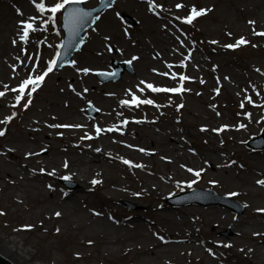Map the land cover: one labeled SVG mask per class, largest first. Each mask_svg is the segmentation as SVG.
<instances>
[{"label":"rangeland","instance_id":"1","mask_svg":"<svg viewBox=\"0 0 264 264\" xmlns=\"http://www.w3.org/2000/svg\"><path fill=\"white\" fill-rule=\"evenodd\" d=\"M91 1L93 2L90 4H84L86 8H92L99 3V0ZM36 2L39 3L40 0H36ZM57 2H60V0H44L46 7H51ZM152 3L155 8L163 9L165 13H172L178 18L181 17L182 20L190 14L193 6L197 10H205L209 16L197 17L191 24L182 22L177 25L173 22H167L166 19L155 18L152 13H156V10L154 7L151 11L149 10L148 0L116 1L113 6L103 12L97 23L87 32L85 45L80 52L74 55L75 57L72 59L70 66L58 71H51L46 75L41 83V91L34 100V110H31L26 118L23 117L31 120V122L28 121L30 128L37 124L33 121H36L35 118L38 115L43 116L44 122L50 123V116L57 111L54 107L51 108L46 104V102H50L49 99L53 101V98L57 95L54 99L58 100V104L68 100L65 97V94L68 93V84L64 81L60 82V77L64 72L68 74V70L74 64H77L80 68L89 69L90 73H87L88 76L84 80H91L90 84L94 87H108L113 92L121 90L118 87L121 83L119 80L115 83L102 84L94 76L95 71H112L114 67L112 64L116 61L122 66L127 63L131 65L132 72H124L123 75L129 76L128 79L133 81L136 66L122 54L136 49L135 43H137V46L139 45V38L147 46L154 45L152 35L148 32L142 34V29L152 25L153 22L156 24L154 30L159 31L157 36L168 38V45L173 51V59L182 62L186 66L185 70L187 76L190 77V82L183 81L180 83L179 70L173 68L170 72L176 77L175 81L171 79V82L162 88L183 86L185 90L182 95L172 92H161V95H155L156 93L149 90L150 93L143 92V95H139L137 98L140 100L151 99L154 102L151 107H142L140 110L121 108L114 110L115 114L111 116L116 117L118 115L121 123L127 118H131L134 123L140 121L141 118L149 121L153 120L158 125H165L169 130L172 129L169 124H175L176 126L180 124L192 132V138H189L186 144L195 153L200 154L203 153L208 138L194 132L191 124L196 123L205 128L204 124L209 122L205 114L211 115L215 120L223 121L222 127L214 129L216 133L215 130L228 127L238 129V124H243L245 120L255 118L254 114L256 112L260 113L258 122L261 120L264 113V78L261 80L252 77L249 75L248 69L243 70L234 67L232 63L239 61L241 65L246 66L247 63L257 58H262L264 61V36L254 34V31L264 33V0H152ZM23 4L28 5L27 9L23 8ZM177 4H182L184 7L178 10ZM0 11L9 16L8 26L9 29L11 28L10 31H3L0 24V49H2L3 44L8 48L7 52L0 56V92L4 93L3 96H5L3 98L0 96V121H4L6 117H13L8 123H5L8 125L7 133L11 135V133L16 132L13 124L14 114L12 111L9 113V111L2 109V104L6 102L16 105L17 96H21L19 87L22 82L29 77L35 79L37 75H42L48 69L54 54L60 47L63 35H61L59 24L60 12L56 14L54 20H48L47 17L50 13L45 12L41 15L37 12L32 0H0ZM18 12L23 13V15H19ZM125 14L136 21V26L133 27L122 20L121 16ZM29 17L35 18L34 28L36 30L31 31L28 41L24 42L20 39L23 34L20 25L22 22H27ZM249 21H254V24H250ZM95 32L100 33L102 38L99 40L94 39ZM241 37L245 38L246 44L236 48L225 47V45L236 44V41ZM213 41L215 43H212ZM218 47L226 49V52L221 55L214 54L213 56L212 50ZM150 49L154 48L151 47ZM96 50L110 52L114 56L100 58L94 53ZM178 52L182 55H177ZM146 57L152 63L150 66H154L155 59L151 58V54H147ZM257 68L264 73V63L259 64ZM78 80H75V86L83 89L80 86L82 83ZM31 87V85L25 87L24 93L26 95L31 92ZM249 98H251V102H249ZM76 99L74 97V100ZM22 100L24 101L25 97H22ZM71 102L73 104V100ZM130 102L129 104L132 105ZM251 103L255 105L254 109H250L249 105ZM25 104L28 105L27 100H25ZM89 105L91 104H84L80 101L78 106L83 115L90 120L99 117L98 109L93 104L91 107ZM143 105L140 104L139 106ZM180 105L183 108L180 109ZM90 108L96 111L94 116L90 115ZM17 113L21 115L24 112L17 111ZM5 124L0 123V131L4 132ZM131 129L137 130L135 126H132ZM149 132L160 138L156 131ZM261 132L264 134V128L252 130L248 137L241 140L242 143L239 148L227 146L230 136H217L214 141L218 146L227 150V161L232 163L230 176L228 179L222 176H213V181L206 185L201 180L196 186L197 189H211L219 195L227 196V193L222 190L225 183L226 185L231 184L240 190L241 181H244L240 166L245 163L246 154L253 151L264 152V148L261 150L249 148L247 142L253 137H259ZM49 133L50 138L46 147L41 148L37 147L36 144H28L29 146L26 149L22 148V151L19 149L16 151L20 155H26L24 152H27L28 156H31L37 152L42 158L50 157L49 153L54 152L62 144L60 141H66L67 138L66 134L65 136L62 135L63 132L57 129L50 130ZM4 136L5 133L0 136V139ZM104 139L108 143L111 142V147L115 146L116 141H114L113 136L98 140L102 141ZM98 140H95V142H98ZM124 140H128L130 143L134 142L132 137H125ZM92 144L93 141L90 142V145ZM112 152H116L115 148H112ZM105 154L104 162H101L98 170L100 172L97 181L100 183L93 185L87 195L79 192V202H68L66 204L68 210L66 207L50 205L47 195L52 191L55 195H62L68 191L78 192L79 186L75 181L59 176L53 180L52 189L42 183L34 185L33 182L27 179L24 172L1 157L0 167H6L7 171L13 172V179L10 182H14V184L10 185L6 178L0 177V213H3L0 215V252L6 254L3 252V246L6 244L5 247L9 250H17L24 262L23 264H165L169 261L176 264H193L194 257L190 255L192 252L171 250L168 253H160L158 259L140 253L141 249L156 243L158 240L153 233L155 230L145 223L139 231L137 227L132 225L134 215L137 212L145 214V219L150 218L148 212L145 213L147 202L143 200L131 202L123 196H119L113 200L112 204H108L106 197L109 195L101 185L100 178H104L105 182L109 183L115 180L118 184L130 185L131 183L136 184L138 178L145 179L146 174L135 170L131 171L127 168H117L115 165L110 164L113 161L110 157L111 153L106 152ZM186 156L195 160L194 155L190 156L185 153ZM84 160H87V158ZM27 161L31 164L32 159ZM146 164L150 168L156 166L159 171L164 173L171 172V168L175 165L180 170L176 163L165 164L156 158L146 160ZM187 165L189 166V162H187ZM195 166L197 167L198 163ZM4 174V171H2L0 175ZM259 178L260 180L264 179V174ZM15 180H19L21 186H18ZM63 181L66 183H63ZM260 188L263 189L264 187L260 186ZM190 190L192 189L187 188L185 192L180 193H187ZM180 193L177 192L176 194ZM184 199L179 198V201ZM232 200L243 206L242 214L238 215L236 211L230 210L221 204H210L207 207L188 204L179 207L196 210L214 206L228 210L230 213L232 211L234 216L239 218L249 212L246 205L249 200L244 198ZM223 201L230 204L228 201ZM163 204H165V201H163ZM167 205L177 208L170 204ZM107 206L116 209L115 216L116 219L122 220L121 225L118 222L108 221L105 214ZM57 213H60V215L57 216ZM93 213H100L104 215V218L93 220L95 217ZM159 222L157 224L163 225ZM258 223L264 225V216L258 220ZM173 224L177 225L176 222H173ZM195 224L194 226L191 222L180 221V226L186 228L188 234L196 235L197 238L202 239V243L197 245L200 257H204L205 260L216 258L215 260L220 261L221 264H246L248 254L238 253L239 245H235L230 249L223 248L222 252L212 250L203 243V239L211 236L209 234L210 228L202 227L197 217L195 218ZM167 227L171 228L169 225ZM232 235L233 233L226 229L216 233L217 238H227L232 237ZM261 235L264 238V233H261ZM156 236H158V233H156ZM103 238L106 239L105 242H103ZM117 238L123 240L113 241ZM10 243L15 245L13 246ZM233 252L237 255L234 258L229 255ZM16 264L19 263L16 262Z\"/></svg>","mask_w":264,"mask_h":264},{"label":"bare ground","instance_id":"2","mask_svg":"<svg viewBox=\"0 0 264 264\" xmlns=\"http://www.w3.org/2000/svg\"><path fill=\"white\" fill-rule=\"evenodd\" d=\"M87 3L92 2L91 0H85ZM28 5L23 4V8L27 9ZM155 17L167 22H176L179 24L180 18L174 16L172 13H165L159 8H155ZM169 11V10H168ZM201 16H209L208 13ZM201 16H199L201 18ZM9 16L0 11V24L3 31H10L9 29ZM13 17V16H12ZM156 24L153 22L152 25L144 27L142 29L143 33H149L153 36V46L146 45L140 38L138 39V46L135 43L134 50L126 51V58L130 59L132 64L136 67L134 68V80L131 81L123 75L119 82H121L118 87L121 89L113 92L108 89V87L93 86L91 80H84L88 75L85 74L77 64H74L72 68L68 71L69 73H62L61 81L68 84V93L65 94L66 99L64 103L58 104V100L53 98L50 102L46 104L55 108L57 111L50 116V123L43 121V116H37L33 121L37 124L30 128L31 122L29 119H25L27 114L34 110L35 104L34 100L37 97L39 91H41V85L36 89L35 92L29 97L23 93L22 97L28 101V106L24 107L25 100L22 97L15 106L12 107L11 104L3 103L2 109L6 111H12L15 120L13 124L15 126V133H7V126L5 123L4 133L5 136L1 137L0 141V158L3 157L10 164L18 167L20 171L26 174L27 179L33 182L34 185L42 183L48 188L52 189L51 185L56 177H68V179L75 181L78 186V192L68 191L62 195H55L52 191L47 195L48 202L50 205H58L59 207L65 208L68 202L74 203L79 202V192L83 194L90 193L92 189V181L97 180L99 166L101 162H104L105 153H111L113 161L111 165H115L117 168H131L126 165L122 160H128L130 162L140 164L141 167L135 169L136 172H141L146 174L145 179H137V182L128 184H118L115 180L113 182H105L104 178L101 179V185L105 188L107 192L106 202L112 204L116 197L123 196L131 202H138L143 200L147 202V214L150 218L145 219L144 215L137 212L134 215L132 225L138 228V231L143 227V223L147 226L152 227L154 230L159 231L160 238L156 243H152L146 248L141 249L140 253L158 259L160 253H168L171 250L176 252H192L190 255L194 257L193 264H221L220 261L212 258L211 260H205L204 257H200V252L198 249V244L202 242L201 238H197L196 235L188 234V230L180 226L181 222H191L194 226L195 218L202 227H209L211 236L207 239H203L204 243L210 247V249L217 252H222L223 248H232L235 245H239L238 253H246L248 257L246 258V264H262L264 263V238L261 233H264V225L258 223V220L264 215V188L261 189L260 185L257 183L264 174V152H251L246 154L244 158V164L240 166L242 170L241 189H236L233 185H226L222 187L229 197L234 199L244 198L249 200L247 202L248 213L242 217H235L234 214L225 210L223 208H217L210 206V208H173L167 204H163V201L177 192L186 190L188 184L194 188L203 181V184H208L213 181V176H222L228 179L231 172L232 163H228L226 152L227 150L223 147L217 145L214 141L217 136H230L227 146H232L234 148L241 147V140L249 136L252 130L255 128H264V113L262 114L261 120H259V114L256 112L255 118H250L245 120L243 124L239 126L238 129L226 128L225 131H219L215 133L214 129L223 126L222 120H215L211 115H207L209 122H206L205 128H202L199 124H191V128L194 132L199 135H203L208 138L205 144V149L202 154L195 153L186 142L189 138H192V132L182 127L180 124H169L172 127L171 130L165 125H158L153 120L149 121L146 119H141L140 122L132 124V120L127 118V120L118 119L111 116L115 114L114 110L118 109H128L129 104L122 105L121 101H129L133 96H139L141 93H150L145 87L146 84H152L155 87H164L172 78L173 73L170 72L173 68H178L180 75L187 76L186 66L180 61L174 60L172 55V49L168 45V38L166 36H157L158 30H154ZM94 39H101V35L95 32L93 35ZM232 38V37H231ZM234 39V38H232ZM154 49H150V48ZM2 49H0V56L7 52L8 48L3 44ZM226 52L225 49L214 48L212 50V55H221ZM100 58H111L114 56L110 52H100L96 50L94 52ZM121 54V53H120ZM151 54V58L155 59L154 66H150L152 63L147 59L146 55ZM177 55L181 56L182 53L178 52ZM172 56V59H171ZM136 57V59H133ZM1 58V57H0ZM211 60V57H210ZM212 61V60H211ZM262 58H257L247 63L246 66L241 65L239 61L232 63V66L241 68L243 70H249V75L262 80L264 78V73L261 69L257 68L259 64H263ZM193 66V65H192ZM89 73V72H88ZM166 74V75H164ZM82 84L80 85L83 89L75 86V80ZM188 77L184 81H189ZM170 80V81H169ZM141 81L145 83H141ZM183 82V81H182ZM180 81V83H182ZM87 88V89H86ZM5 96H2V98ZM74 97L77 99L74 100ZM29 100L31 101L29 103ZM73 100V104L72 101ZM84 104H93L100 110L99 117L94 120H90L85 117L78 106L80 101ZM149 107L148 105H146ZM250 107L254 108V104H250ZM136 108V106H133ZM17 111L24 112L23 114L17 113ZM25 117V118H23ZM256 119V120H255ZM23 120V121H22ZM22 121V122H21ZM124 121H127L125 124ZM237 124V123H236ZM53 125H80L81 127H52ZM135 126V129H131ZM102 129L99 135L96 133V128ZM58 130L63 132L62 135L66 134V141H60V146L55 149L54 152L49 153L50 157H44L37 152L28 156L27 152L20 155L16 150L22 151V148L26 149L28 144H36L37 147L44 148L48 144V139L50 138V130ZM106 129H112L111 131H104ZM143 129V130H142ZM205 129V131H201ZM147 130V131H145ZM149 131H156L160 138H157L153 133ZM87 134V136H86ZM113 136L116 139L115 146L111 147V142H107L106 139L99 141L103 137ZM90 137V138H88ZM132 137L134 142L130 143L124 138ZM98 142H95V139ZM90 139L93 140V144L90 145ZM89 145H86L87 143ZM92 142V141H91ZM86 145V146H85ZM112 148H115L116 152H112ZM99 149V151H97ZM142 150V151H141ZM185 153L194 155L193 158L185 157ZM87 158V160H84ZM156 158L165 164L173 163L177 164L180 170L175 166L171 168V172H161L155 166L152 168L146 166V160ZM31 164L27 161L30 160ZM189 162V166L187 165ZM65 163L67 167H65ZM198 163V166L195 165ZM201 163V165H200ZM109 164V165H110ZM188 169H192L193 172H189ZM43 170V171H41ZM4 171V175L0 177L6 178V181L10 185H13L12 181L13 172L7 171L6 167H0V174ZM199 171L201 175L196 177L193 173ZM49 173H54L50 175ZM200 178V179H199ZM18 186H21L19 180H15ZM236 193V195H232ZM67 210L69 209L66 207ZM116 209L111 206H107L105 209V214L107 215L108 221H117L118 224L123 223L122 220L116 219ZM94 215V214H93ZM106 217V216H105ZM104 215L97 213L93 220H101ZM159 223L165 225L157 224ZM176 222L177 225H174ZM169 225L171 228H166ZM222 229L229 230L233 233L232 237L227 238H217L216 233L220 232ZM106 234V233H103ZM104 239V238H103ZM123 240L122 238H117L113 241ZM104 239L103 242H105ZM13 246L14 243H10ZM3 246L2 254L0 252V258L7 262L8 264H23V260L18 254L17 250L11 251ZM189 255V256H190ZM230 256L234 258L237 256L235 252L230 253ZM165 264H176L172 261L166 262Z\"/></svg>","mask_w":264,"mask_h":264},{"label":"snow or ice","instance_id":"3","mask_svg":"<svg viewBox=\"0 0 264 264\" xmlns=\"http://www.w3.org/2000/svg\"><path fill=\"white\" fill-rule=\"evenodd\" d=\"M37 12H39L41 15H43L45 12L50 13V15L47 17L48 20H54V18L56 17V14L58 12H60L62 9L65 8V6L67 4H69L70 2H76V3H82L83 0H60V2L55 3L53 6L51 7H46L44 0H40L39 3L36 2V0H32ZM149 3V10L151 11L152 8L155 6L152 3V0H148ZM177 9H181L182 7H184V5L182 4H177L176 5ZM19 15H23V13H19ZM206 11L201 9V10H197L195 6H193L190 10V14L187 15L185 18H183L182 22L183 23H187V24H191L193 22V20L201 15H205ZM89 14L83 10L80 9H76L72 12H69L67 15H65L64 19H65V26H69L72 25L73 30H75L76 26L81 24L82 21L85 20V18L88 16ZM179 19V18H178ZM34 17H29L27 22H22L20 27L23 30V34L21 35L20 39L24 42L28 41L29 38V33L31 31H35L36 29L34 28ZM250 24H254V21H249ZM255 35H261L264 36V33H256L254 31ZM230 35V34H229ZM15 43V41H14ZM212 43H215V41H213ZM247 41L245 40V38L241 37L239 40L236 41V44H229V45H225V47L227 48H236L242 44H246ZM133 59H136V57H133ZM187 59V57H186ZM130 63V61H129ZM52 71V66L51 64L49 65L48 69L44 72L43 75H37L35 77V79L29 77L28 79L24 80L22 82V84L19 87V92L21 93V95H23L25 87L28 85H31V92L28 93V96H31L32 92H35L36 89L41 85V83L43 82L45 76ZM85 74H87L89 72V69H83L82 70ZM166 75V74H164ZM173 79H175L176 77L173 75L172 76ZM187 77L181 75L179 77V80L182 82L184 80H186ZM203 82V81H201ZM141 83H145L143 81H141ZM145 87L149 90H151L153 93H167V92H172V93H180L182 91H184L185 89H183L182 86L180 87H176V88H162V87H155L152 84H146L145 83ZM219 90L217 89V92ZM4 93L0 92V96H3ZM21 99V96H17L16 100L17 103H19ZM31 101L29 100V103ZM249 102H251V98H249ZM132 105H136L139 106L140 104H146V105H153L154 102L151 99H145V100H140L137 97L133 96L132 100L130 102ZM122 105L125 104H129V101H121ZM28 105L25 104L24 107H27ZM91 107V105H89ZM243 107V105H242ZM217 115H219V113H217ZM250 115V114H249ZM13 117H6L4 121H0V123H8ZM124 123L126 124L127 121H124ZM52 127H81L80 125H53ZM112 129H106L104 131H111ZM223 129H219V130H215V131H222ZM102 131V129H100L99 127L96 128V133L97 135L100 134V132ZM201 131H205V129H201ZM4 135V132L0 131V136ZM87 136V134H86ZM90 138V137H88ZM97 151H99V149H97ZM142 151V150H141ZM31 155V154H29ZM124 164L129 165L130 167H141V165H132L130 161L128 160H123L122 161ZM65 167H67V164L65 163ZM43 171V170H41ZM189 172H193L192 169H188ZM50 175H53L54 173H49ZM196 177H199L201 175V173L199 171H196L193 173ZM64 179H68V177H64ZM99 183V181L93 180L92 184L95 185ZM257 183L261 186L264 187V179L262 180H258ZM188 187H191V184H188ZM232 195H236V193H233ZM264 211V210H261ZM3 213H0V215H2ZM57 216L60 215V213L56 214ZM211 254V253H210Z\"/></svg>","mask_w":264,"mask_h":264},{"label":"water","instance_id":"4","mask_svg":"<svg viewBox=\"0 0 264 264\" xmlns=\"http://www.w3.org/2000/svg\"><path fill=\"white\" fill-rule=\"evenodd\" d=\"M113 2V0H103L101 6H99L98 8L93 9L92 11H86L89 12L88 16L85 18L84 21L81 22V24L77 25L75 30H73L72 25L69 26H65V15H67L69 12H72L76 9H79V6H75V5H70L65 11H64V15L62 18V29L63 32L65 34V38H64V42H63V46L61 48L60 54H59V58L58 61L55 65V67H59L63 64H68L69 60L72 58V55L74 54V52L78 51L82 45L83 42L85 40V38L82 36V33L91 28L94 24V20L95 17L94 15L97 12H102L103 8H105L107 5L111 4ZM121 69L119 68V66L116 68L115 72L112 75H108V77L106 78H102L103 81H107V80H113L116 81L119 77H120V73H121ZM100 75V74H97ZM101 77V76H99ZM262 139V137H261ZM261 140H257V139H253L250 141L249 145H252V147L257 148V149H261L262 147H264V142H262L260 144ZM201 193H203L204 191H199ZM203 204H207V203H203ZM0 264H8L7 262L3 261L0 258Z\"/></svg>","mask_w":264,"mask_h":264}]
</instances>
